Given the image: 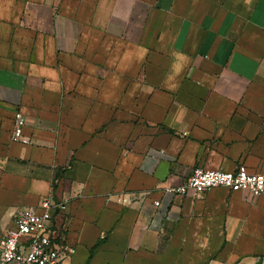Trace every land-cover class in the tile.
Returning <instances> with one entry per match:
<instances>
[{
    "label": "crops",
    "instance_id": "obj_1",
    "mask_svg": "<svg viewBox=\"0 0 264 264\" xmlns=\"http://www.w3.org/2000/svg\"><path fill=\"white\" fill-rule=\"evenodd\" d=\"M240 163L264 173V0H0V232L52 191L66 264H264V192L163 195Z\"/></svg>",
    "mask_w": 264,
    "mask_h": 264
},
{
    "label": "built area",
    "instance_id": "obj_2",
    "mask_svg": "<svg viewBox=\"0 0 264 264\" xmlns=\"http://www.w3.org/2000/svg\"><path fill=\"white\" fill-rule=\"evenodd\" d=\"M25 123V116L15 110L11 141L31 142L24 134ZM216 187L240 189L250 197H257L264 192V173L250 172L243 163L231 171L195 166L182 184L165 187L163 195L170 203L188 196L199 197ZM153 205L161 206L160 199H154ZM68 206L69 197L51 191L36 206H25L14 212L11 226L0 232V264H66L74 251V245L67 238ZM169 210H164V217L173 219Z\"/></svg>",
    "mask_w": 264,
    "mask_h": 264
},
{
    "label": "trees",
    "instance_id": "obj_3",
    "mask_svg": "<svg viewBox=\"0 0 264 264\" xmlns=\"http://www.w3.org/2000/svg\"><path fill=\"white\" fill-rule=\"evenodd\" d=\"M95 247H96V246L92 247L91 250H90V252H93V250L95 249Z\"/></svg>",
    "mask_w": 264,
    "mask_h": 264
}]
</instances>
